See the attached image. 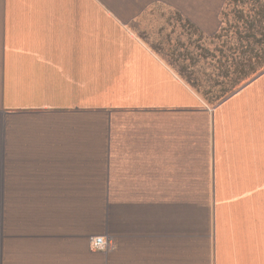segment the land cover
Masks as SVG:
<instances>
[{"label": "crops", "instance_id": "0c3cea01", "mask_svg": "<svg viewBox=\"0 0 264 264\" xmlns=\"http://www.w3.org/2000/svg\"><path fill=\"white\" fill-rule=\"evenodd\" d=\"M76 263L264 264V0H0V264Z\"/></svg>", "mask_w": 264, "mask_h": 264}, {"label": "built area", "instance_id": "2783aa9c", "mask_svg": "<svg viewBox=\"0 0 264 264\" xmlns=\"http://www.w3.org/2000/svg\"><path fill=\"white\" fill-rule=\"evenodd\" d=\"M107 242L104 237H93L91 238V248L95 251H104L106 250Z\"/></svg>", "mask_w": 264, "mask_h": 264}, {"label": "rangeland", "instance_id": "374dc122", "mask_svg": "<svg viewBox=\"0 0 264 264\" xmlns=\"http://www.w3.org/2000/svg\"><path fill=\"white\" fill-rule=\"evenodd\" d=\"M93 233H95V234H93V236L91 237V238H93V237H99V236H101V235H99L98 234V232H93ZM91 240V239H90ZM60 249V253H62V249H65L66 250V248H64V247H60L59 248ZM71 249V248H70ZM74 249V248H73ZM82 249L83 248H75V253L76 254H82ZM70 253V252H69ZM114 252H113V247H110V250L109 251H107V252H103L102 254H113ZM76 264H79V263H76Z\"/></svg>", "mask_w": 264, "mask_h": 264}]
</instances>
